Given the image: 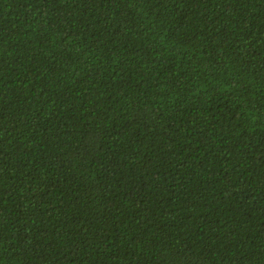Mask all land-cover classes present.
Wrapping results in <instances>:
<instances>
[{"label": "trees", "instance_id": "obj_1", "mask_svg": "<svg viewBox=\"0 0 264 264\" xmlns=\"http://www.w3.org/2000/svg\"><path fill=\"white\" fill-rule=\"evenodd\" d=\"M0 264H264V0H0Z\"/></svg>", "mask_w": 264, "mask_h": 264}]
</instances>
